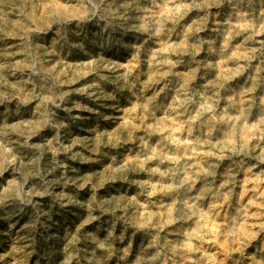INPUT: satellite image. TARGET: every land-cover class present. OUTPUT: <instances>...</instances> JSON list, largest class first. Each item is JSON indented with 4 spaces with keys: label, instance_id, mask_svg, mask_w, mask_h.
Instances as JSON below:
<instances>
[{
    "label": "clouds",
    "instance_id": "clouds-1",
    "mask_svg": "<svg viewBox=\"0 0 264 264\" xmlns=\"http://www.w3.org/2000/svg\"><path fill=\"white\" fill-rule=\"evenodd\" d=\"M0 220V264H264V0H0Z\"/></svg>",
    "mask_w": 264,
    "mask_h": 264
},
{
    "label": "rangeland",
    "instance_id": "rangeland-1",
    "mask_svg": "<svg viewBox=\"0 0 264 264\" xmlns=\"http://www.w3.org/2000/svg\"><path fill=\"white\" fill-rule=\"evenodd\" d=\"M128 58V56L123 54L120 56L121 60H126ZM181 71H187V69H181ZM92 123L93 122L91 121L89 122V127ZM104 127H107L108 130L111 131L112 127H115V125H104ZM77 135L86 136L87 133H82L77 130ZM90 170H93L90 166H83L81 168L82 172H87ZM56 219L59 221L60 224V228L58 229V231L61 233V235H64L65 232L73 233L75 231L76 226L84 219V213L77 208H69L62 215L57 216ZM24 223V220H21L19 223H17L16 228L12 230V235H15L16 232H20L21 235H23L24 233L21 230L23 229ZM8 233L9 223L4 220H0V256H6L12 247V239ZM255 251V247L250 248L248 250L250 255L254 254ZM7 264H16V261L9 257ZM27 264H35V258L28 260Z\"/></svg>",
    "mask_w": 264,
    "mask_h": 264
}]
</instances>
